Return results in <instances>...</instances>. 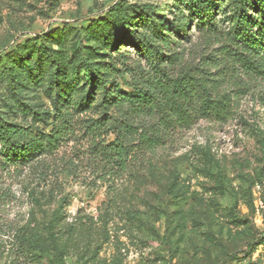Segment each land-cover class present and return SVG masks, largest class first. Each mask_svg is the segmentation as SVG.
<instances>
[{"label":"rangeland","instance_id":"374dc122","mask_svg":"<svg viewBox=\"0 0 264 264\" xmlns=\"http://www.w3.org/2000/svg\"><path fill=\"white\" fill-rule=\"evenodd\" d=\"M122 1L0 0V58L28 38L41 43L50 29L64 27L66 46L74 43L73 27L101 20ZM127 2L174 15L169 0ZM191 27L181 63H198L212 52L222 65L217 44L206 45ZM124 48L133 64L136 50ZM223 72L218 92L231 97L224 120L199 118L176 128L163 144L134 151L124 170L111 169L110 157L95 146L115 134L96 120L91 104L81 109L74 86L49 94L47 82L34 90L0 78V116L27 127L43 146L54 133V114L60 122L64 113L72 120L63 141L30 160L10 159L0 142V264H51L49 255L32 261L16 250L17 236L46 241L49 233L67 241L66 264L80 255L86 264H264V80Z\"/></svg>","mask_w":264,"mask_h":264},{"label":"trees","instance_id":"16d2710c","mask_svg":"<svg viewBox=\"0 0 264 264\" xmlns=\"http://www.w3.org/2000/svg\"><path fill=\"white\" fill-rule=\"evenodd\" d=\"M169 2L167 10L174 13L171 19L158 5L116 2L101 20L73 27L77 41L67 46L64 27L41 34V43L38 37L28 38L1 56L0 78L14 86L23 82L27 89L34 90V86L47 82L49 94L53 87L58 91L74 86L72 91L81 92V109L91 104L99 114L96 120L115 134L112 141L95 146L110 157L111 169L124 170L134 151H150L163 144L174 129L189 127L199 118H226L231 97L218 92L219 82L227 76L223 70L233 77L264 80V0ZM190 26L206 45L217 44L214 50H220L222 65L216 64L219 57L214 59L212 52L201 55L204 62L181 63L180 47L183 40H191ZM51 43L58 47L52 48ZM126 45L136 50L133 64L127 63ZM106 48L117 57L108 55ZM103 56L111 61H101ZM97 92L99 99L95 102ZM64 114L61 122L56 114L52 117L54 133L47 139L49 146L39 143L27 127L6 122L0 116L2 149L10 159L30 160L54 147L70 130L72 120ZM94 130L93 134L99 135L97 127ZM47 236L46 241L26 234L17 236L16 250L32 261L49 255L51 264H66L67 241L52 233ZM75 262L86 264L87 259L80 255Z\"/></svg>","mask_w":264,"mask_h":264}]
</instances>
